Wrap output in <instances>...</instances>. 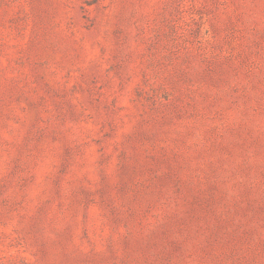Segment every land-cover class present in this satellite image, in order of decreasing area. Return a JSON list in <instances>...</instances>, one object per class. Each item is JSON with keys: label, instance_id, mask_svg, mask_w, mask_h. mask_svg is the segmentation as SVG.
<instances>
[{"label": "rangeland", "instance_id": "rangeland-1", "mask_svg": "<svg viewBox=\"0 0 264 264\" xmlns=\"http://www.w3.org/2000/svg\"><path fill=\"white\" fill-rule=\"evenodd\" d=\"M0 264H264V0H0Z\"/></svg>", "mask_w": 264, "mask_h": 264}]
</instances>
